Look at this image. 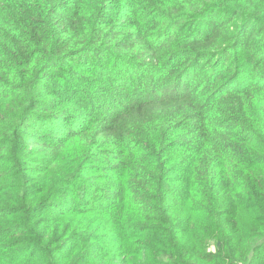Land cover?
Returning a JSON list of instances; mask_svg holds the SVG:
<instances>
[{"label": "trees", "instance_id": "obj_1", "mask_svg": "<svg viewBox=\"0 0 264 264\" xmlns=\"http://www.w3.org/2000/svg\"><path fill=\"white\" fill-rule=\"evenodd\" d=\"M0 264H264V0H0Z\"/></svg>", "mask_w": 264, "mask_h": 264}, {"label": "rangeland", "instance_id": "obj_2", "mask_svg": "<svg viewBox=\"0 0 264 264\" xmlns=\"http://www.w3.org/2000/svg\"><path fill=\"white\" fill-rule=\"evenodd\" d=\"M80 153H81L80 147L78 145H74L68 148L67 152L63 156L59 157V160H61L60 164L64 166L65 173L69 174V170L67 166L74 164L76 158L80 155ZM77 174L78 172L77 173L75 172L73 175L77 176Z\"/></svg>", "mask_w": 264, "mask_h": 264}]
</instances>
